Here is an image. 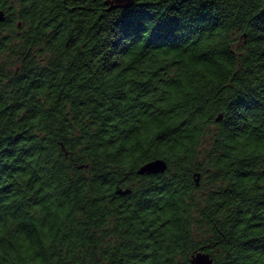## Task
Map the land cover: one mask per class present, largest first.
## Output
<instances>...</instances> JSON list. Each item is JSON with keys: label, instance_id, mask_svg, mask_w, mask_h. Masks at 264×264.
<instances>
[{"label": "trees", "instance_id": "trees-1", "mask_svg": "<svg viewBox=\"0 0 264 264\" xmlns=\"http://www.w3.org/2000/svg\"><path fill=\"white\" fill-rule=\"evenodd\" d=\"M108 1L0 0V264H264V0Z\"/></svg>", "mask_w": 264, "mask_h": 264}, {"label": "water", "instance_id": "water-1", "mask_svg": "<svg viewBox=\"0 0 264 264\" xmlns=\"http://www.w3.org/2000/svg\"><path fill=\"white\" fill-rule=\"evenodd\" d=\"M137 0H115L114 1H108L107 5H110L111 9L119 7L118 4L126 5L127 7H131ZM5 19V15L3 12L0 13V22H2ZM222 119L220 117L217 121L219 122ZM168 169V165L164 160L158 159L152 162H149L145 165H143L138 170V175L140 176H149V175H159L164 174ZM199 182V180H197ZM119 194H130V190L126 191H119ZM191 264H216L214 260L211 258V256L208 253H205L203 251L198 252L192 256Z\"/></svg>", "mask_w": 264, "mask_h": 264}, {"label": "rangeland", "instance_id": "rangeland-1", "mask_svg": "<svg viewBox=\"0 0 264 264\" xmlns=\"http://www.w3.org/2000/svg\"><path fill=\"white\" fill-rule=\"evenodd\" d=\"M243 45V39L240 37H237L236 38V44H235V46H234V50L235 51H238V50H240V48H241V46ZM215 129V127H213V130ZM203 152H205L206 153V151L207 150H209V141L207 140L205 143H204V146H203ZM204 153V154H205Z\"/></svg>", "mask_w": 264, "mask_h": 264}, {"label": "snow or ice", "instance_id": "snow-or-ice-1", "mask_svg": "<svg viewBox=\"0 0 264 264\" xmlns=\"http://www.w3.org/2000/svg\"><path fill=\"white\" fill-rule=\"evenodd\" d=\"M147 22V21H146Z\"/></svg>", "mask_w": 264, "mask_h": 264}]
</instances>
